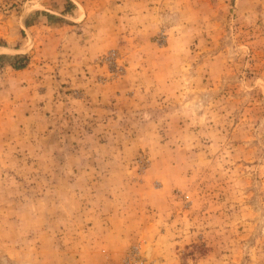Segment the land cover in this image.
Here are the masks:
<instances>
[{"label":"rangeland","instance_id":"rangeland-1","mask_svg":"<svg viewBox=\"0 0 264 264\" xmlns=\"http://www.w3.org/2000/svg\"><path fill=\"white\" fill-rule=\"evenodd\" d=\"M136 263L264 264V0H0V264Z\"/></svg>","mask_w":264,"mask_h":264},{"label":"trees","instance_id":"trees-1","mask_svg":"<svg viewBox=\"0 0 264 264\" xmlns=\"http://www.w3.org/2000/svg\"><path fill=\"white\" fill-rule=\"evenodd\" d=\"M14 67H15L16 69H23V68H24V66H23V65H19V66H17V65H14Z\"/></svg>","mask_w":264,"mask_h":264},{"label":"built area","instance_id":"built-area-1","mask_svg":"<svg viewBox=\"0 0 264 264\" xmlns=\"http://www.w3.org/2000/svg\"><path fill=\"white\" fill-rule=\"evenodd\" d=\"M136 264H138V263H136Z\"/></svg>","mask_w":264,"mask_h":264}]
</instances>
